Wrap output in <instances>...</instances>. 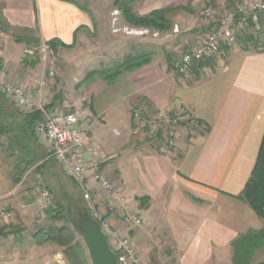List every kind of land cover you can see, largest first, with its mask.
Here are the masks:
<instances>
[{
    "label": "crops",
    "instance_id": "0c3cea01",
    "mask_svg": "<svg viewBox=\"0 0 264 264\" xmlns=\"http://www.w3.org/2000/svg\"><path fill=\"white\" fill-rule=\"evenodd\" d=\"M206 3L207 0H140L133 9L145 15L154 9L180 7L169 14L180 52L198 42L201 32L209 31L210 25L197 18ZM0 9L11 27L35 31L47 42L57 38L73 45L82 32L88 40L94 31L93 12L91 15L61 0H0ZM117 10L120 28H137L123 20ZM112 26L113 22V33ZM125 38L102 44L104 54L115 47L119 53H127ZM142 48L133 50L138 54ZM154 51L150 62L124 71L115 82L96 78L87 83L86 103H81L89 119L85 121L89 140L102 156L103 172L133 199L144 216L142 227L123 231L129 234L146 264H237L235 257L254 264V259L264 252V221L239 195L254 169L264 136V49L247 50L239 42L223 47L203 67L197 80L193 73L176 75L169 57ZM9 55L0 53L3 62ZM134 109H142L150 119L180 112L199 120L209 130L189 135L182 127L175 155L165 153V142L157 139L151 141L149 149L127 152V145L143 144L135 141L134 128L138 124ZM100 121L117 122L125 137L108 145L97 142L94 127ZM59 166L62 173L45 175L52 199L57 194L53 188L58 187L54 182L61 176L64 183L59 185L72 194L85 193L81 182L90 191L95 187L91 179H74ZM142 197L147 200L141 205ZM54 203L56 200L44 210L50 208L53 213ZM46 254L43 249L28 262L45 264L54 256L48 258ZM0 264L13 262L5 260Z\"/></svg>",
    "mask_w": 264,
    "mask_h": 264
},
{
    "label": "rangeland",
    "instance_id": "374dc122",
    "mask_svg": "<svg viewBox=\"0 0 264 264\" xmlns=\"http://www.w3.org/2000/svg\"><path fill=\"white\" fill-rule=\"evenodd\" d=\"M76 1L80 5L86 7L90 11V13L88 12L89 14L92 15V12L94 13V31L92 35H89L88 40L86 39L85 32H82V35H80V37L77 36L76 42L71 47L53 48L54 54L50 55V59H48L47 66L45 67L40 63L43 62V57H41V60L39 59L38 62L36 57L32 58L24 54V49L26 47L35 46L43 40L37 43L31 42L30 44L16 41V35L29 34L31 30L22 27H11V25L3 19L0 9V20H4L10 26L5 29L0 24V53L10 54L7 56V59L12 60L9 62L5 59L4 63L0 56V70L4 71L6 79L9 82L16 85L23 84L24 82L28 84L31 77L45 76L47 81L46 93L50 101L47 108L78 111L81 116L87 117V120L88 116L82 111L85 105H81V103H86L85 93H87V91L85 85L90 82L85 81L87 73L96 69L112 67L119 62H123L126 57L136 52L133 50L134 47L142 45L144 48L140 49V52L145 49L152 51L157 50L159 53H164V55L169 56L172 60L173 70L176 73V63L179 61L182 53L187 49L183 48L186 49L184 51L181 49L180 52L182 51V53L179 52V49H176L177 36H175L176 32L174 33L173 31L176 29L174 25L171 29L163 31L148 27H137L135 29L120 28L118 25L119 21H117L119 11L117 10L116 0ZM231 1L232 3L230 4L229 0H224V4L229 6V4L233 5L244 0ZM132 10L134 11L133 5ZM121 15L123 16V13L120 10V17ZM198 16L197 18L199 20L204 19L207 22V20L202 17L200 11ZM124 19L123 16V20ZM112 22L113 33L111 32ZM172 23L174 24L173 19ZM207 23L210 25L209 22ZM207 32H201L199 36H202L198 41L203 39ZM253 34L259 39L258 47L255 49L253 45L250 46L249 44L250 48L252 50L264 49V30L261 32L257 31ZM31 35L36 36L37 32L32 31ZM118 37H126L127 53H119V50H116L117 48L115 47L113 50H108L107 55L104 54L102 44L106 45V42L112 43L116 41ZM238 42L244 47L243 42L239 40ZM196 44L197 42L189 45V48ZM104 47L106 48L107 46ZM92 50L94 51V55L91 54ZM211 58L212 57L208 59ZM24 60L27 62L25 63ZM22 63L25 64L24 67H22ZM9 65L13 67L14 73L12 74ZM18 66H21L23 69L19 70ZM176 75L178 74L176 73ZM191 80H193V78H191ZM33 93H35V91ZM32 113L33 112L24 113L20 107L0 92V210H6L10 213L9 220L5 222L0 220V225L6 227V232L10 230L14 231V233L9 235H0V261L4 262L5 260H10L13 264H30L28 260H30L31 256L45 249L48 258L54 254L53 257H50L44 262L45 264H75V262L67 258L62 248L56 244L50 243L40 246L37 245L33 239V234L36 230L47 225L49 219L45 218L44 215L51 216L52 214V209L49 208L44 210V212L40 210L37 203V196L41 191H47L49 196L52 197V189L50 190L46 186L47 181L45 175L51 176L53 173H62V171L59 164L56 165L53 160L46 159L48 155V146L35 135V128L39 122L34 126L33 135L28 131L29 127L25 124L24 117ZM136 123L138 125L137 129L134 128V130L137 131L135 141H143V144L136 145L131 143L127 145L125 149L127 152H131V150L134 151L135 148L137 150L149 149L151 147L149 145L151 141H157L155 139V134L157 132L151 133L144 121L137 120ZM118 131L120 133H117ZM94 134L97 142L105 143L106 145L111 142H119V139L125 137V134L123 135L122 133V126L118 125L117 122L109 121L107 123L103 121L98 122L94 127ZM178 147L173 155L177 152ZM28 161L30 164L22 176V181L18 184L15 183L13 176L18 175L17 167L19 166L22 168L26 166ZM62 179L63 177L61 176L59 181L54 182L58 187L56 189L53 188V191L57 194H53L54 197L53 199L51 198L50 202L56 200L63 203V209L71 213L73 206L72 200L76 202L83 199L87 208L90 210L86 194L76 193V191L73 194L69 193L66 188H61V185L64 183ZM59 182L61 185H59ZM18 185L20 187H18ZM10 189L11 193H9ZM54 205L57 207L58 203H54ZM57 224L61 225L62 222H58ZM79 238L82 241V238ZM86 255L88 260L85 264H91L87 248ZM263 259L264 252H260L259 256L254 259V262L257 263ZM37 260L41 261L40 258Z\"/></svg>",
    "mask_w": 264,
    "mask_h": 264
},
{
    "label": "built area",
    "instance_id": "2783aa9c",
    "mask_svg": "<svg viewBox=\"0 0 264 264\" xmlns=\"http://www.w3.org/2000/svg\"><path fill=\"white\" fill-rule=\"evenodd\" d=\"M224 0H208L200 13L211 29L206 36L193 47L182 53L176 63L178 75H189L200 61L220 54L223 45H234L238 35L249 31L255 33L264 28V0H244L233 5L224 4ZM28 57H43V66H47L54 49L47 41L24 49ZM50 61V60H49ZM45 76L31 77L27 83L13 84L0 70V92L6 95L24 113L41 111L42 119L36 125L35 135L48 146L46 159L57 161L66 174L74 179H91L95 185L88 190L83 182L86 199L92 218L107 234L111 247L116 251L122 264H146L138 255L135 244L123 229L132 230L144 225V216L133 199L117 188L103 172L102 156L95 144L89 139V120L78 111H64L59 108L48 109L50 103L46 93ZM35 91V93H33ZM133 117L144 121L151 133H164V152L173 155L181 138V128L189 135L203 131L205 125L196 119L185 117L182 113H173L162 118H148L142 109H134ZM82 180V181H83ZM47 191L37 196L40 210L50 204ZM10 213L0 210V220L8 221Z\"/></svg>",
    "mask_w": 264,
    "mask_h": 264
},
{
    "label": "trees",
    "instance_id": "16d2710c",
    "mask_svg": "<svg viewBox=\"0 0 264 264\" xmlns=\"http://www.w3.org/2000/svg\"><path fill=\"white\" fill-rule=\"evenodd\" d=\"M69 3H73L81 7L84 11H90L80 5L76 0H61ZM140 0H116V6L123 13L124 18L128 23L137 27H148L152 29H157L158 31L169 30L173 27L171 18L168 16L171 12L178 10L180 7L174 9H154L148 14L139 15L132 10V5ZM0 24L6 29L9 26L4 20H0ZM85 27V26H84ZM83 27V28H84ZM82 28V27H81ZM80 29V28H79ZM32 31L29 34H20L16 35V41H21L30 44L31 42L37 43L41 41L39 36H32ZM238 40L244 43V48L249 50L250 46L256 49L258 47L259 39L254 36L253 33L243 32L238 35ZM49 45L57 49V47H71L62 42L60 39H52L48 41ZM250 44V46H249ZM227 48L228 45H223L222 48ZM155 54V51L152 50H143L138 54H132L126 57L123 62H119L116 65L103 69H96L87 73L85 81H92L96 78H102L108 82H115L118 77L126 70L134 69L141 67L148 62H150ZM169 57V56H168ZM211 59H206L195 63L191 73L194 74L195 80L200 78L201 70L204 66L209 65ZM169 64L172 65V60L169 58ZM173 68V65H172ZM185 116V115H184ZM43 117L41 111H34L32 114L24 117L25 124L29 127L31 134H34V126L39 122ZM199 121V120H198ZM148 128V127H147ZM208 127L205 126L203 131H208ZM155 139L160 142H165L164 133L159 131L155 134ZM49 160H53L50 158ZM30 162L28 161L26 166L17 167L18 175L13 176L15 183H20L22 181V176L24 172L28 169ZM241 199L246 201L250 207L259 215L264 221V136L257 157L256 164L251 173L250 178L248 179L243 191L239 195ZM147 197L140 198L141 205L143 201H146ZM58 206L54 209L51 216L47 217L49 220L47 225L40 227L33 234L34 242L37 245L45 244H56L62 248L63 252L66 254L67 258L75 264H85L87 259L86 255V246L83 241L80 240V230L82 229V223L86 220L93 221L94 219L91 216L90 210L87 208L86 203L83 199L81 201L74 202L72 200L73 206L71 213L66 212L63 207L64 204L56 201ZM58 222H62L61 225H58ZM6 227L0 225V235L6 234L9 235L14 233L13 230L6 232ZM264 235V231H263ZM235 263L237 264H246L249 260H238L235 257ZM255 264H264V259L255 263Z\"/></svg>",
    "mask_w": 264,
    "mask_h": 264
},
{
    "label": "water",
    "instance_id": "95a60500",
    "mask_svg": "<svg viewBox=\"0 0 264 264\" xmlns=\"http://www.w3.org/2000/svg\"><path fill=\"white\" fill-rule=\"evenodd\" d=\"M79 233L91 264H122L118 254L111 247L107 234L95 220L84 221Z\"/></svg>",
    "mask_w": 264,
    "mask_h": 264
}]
</instances>
